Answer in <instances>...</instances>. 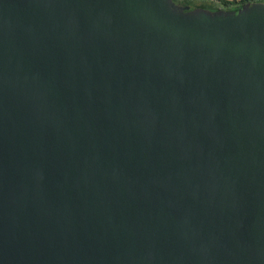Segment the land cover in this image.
I'll return each mask as SVG.
<instances>
[{"label":"water","instance_id":"water-1","mask_svg":"<svg viewBox=\"0 0 264 264\" xmlns=\"http://www.w3.org/2000/svg\"><path fill=\"white\" fill-rule=\"evenodd\" d=\"M0 264H264V2L0 0Z\"/></svg>","mask_w":264,"mask_h":264},{"label":"trees","instance_id":"trees-1","mask_svg":"<svg viewBox=\"0 0 264 264\" xmlns=\"http://www.w3.org/2000/svg\"><path fill=\"white\" fill-rule=\"evenodd\" d=\"M180 6H190L191 8H201L209 11H234L240 9L244 4L251 2H264V0H199L198 5L194 4V0H172Z\"/></svg>","mask_w":264,"mask_h":264},{"label":"rangeland","instance_id":"rangeland-1","mask_svg":"<svg viewBox=\"0 0 264 264\" xmlns=\"http://www.w3.org/2000/svg\"><path fill=\"white\" fill-rule=\"evenodd\" d=\"M193 3L196 4V5H198L200 3V1L199 0H194Z\"/></svg>","mask_w":264,"mask_h":264}]
</instances>
